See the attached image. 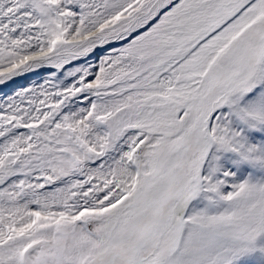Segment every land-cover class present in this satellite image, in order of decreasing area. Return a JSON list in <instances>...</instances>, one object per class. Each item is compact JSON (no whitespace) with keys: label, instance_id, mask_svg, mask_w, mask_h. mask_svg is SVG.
Masks as SVG:
<instances>
[{"label":"snow or ice","instance_id":"6c2138e0","mask_svg":"<svg viewBox=\"0 0 264 264\" xmlns=\"http://www.w3.org/2000/svg\"><path fill=\"white\" fill-rule=\"evenodd\" d=\"M0 264H264V0H0Z\"/></svg>","mask_w":264,"mask_h":264}]
</instances>
